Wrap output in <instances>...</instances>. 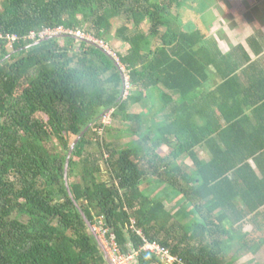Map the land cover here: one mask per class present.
<instances>
[{
    "label": "trees",
    "instance_id": "1",
    "mask_svg": "<svg viewBox=\"0 0 264 264\" xmlns=\"http://www.w3.org/2000/svg\"><path fill=\"white\" fill-rule=\"evenodd\" d=\"M186 1L0 0V264H109L82 211L132 264H259L237 261L264 247V55L223 54ZM58 27L120 64L34 44Z\"/></svg>",
    "mask_w": 264,
    "mask_h": 264
},
{
    "label": "crops",
    "instance_id": "2",
    "mask_svg": "<svg viewBox=\"0 0 264 264\" xmlns=\"http://www.w3.org/2000/svg\"><path fill=\"white\" fill-rule=\"evenodd\" d=\"M233 6L235 11L231 21L233 27L228 31H221V34L216 38L210 34L209 28L206 27L208 38L217 43L223 54H228L236 49L238 45H243L252 59L255 60L261 57V54L264 55V50L260 54L256 52L259 46L264 48V0H235ZM240 12H243V17L239 15ZM197 16L199 17L200 15L195 14V17ZM226 16L230 17L229 14ZM201 20L200 22L205 23V20ZM246 66L248 64L244 67Z\"/></svg>",
    "mask_w": 264,
    "mask_h": 264
},
{
    "label": "rangeland",
    "instance_id": "3",
    "mask_svg": "<svg viewBox=\"0 0 264 264\" xmlns=\"http://www.w3.org/2000/svg\"><path fill=\"white\" fill-rule=\"evenodd\" d=\"M231 1H232V5H231ZM234 1L235 0H196V2H193V0H187L186 1V5H184L183 7L180 8V11L182 12L183 16L185 17V15H187V21L185 22L187 25L192 22L194 25L198 24V19H199V23L200 21H202L201 19L205 20V26L209 28V32L210 34L215 38L221 34V31H228L229 29H231L233 27L232 25V18L234 17L235 11L233 10L234 6ZM205 2V4H204ZM229 2V3H228ZM207 5V8H206ZM190 6H194V8H196L197 6L199 7H203L202 9H205L203 11H201L198 15H200L199 17H195V13H194V8L190 7ZM196 6V7H195ZM194 13V15H193ZM224 14H229L230 17L224 15ZM240 16L244 15L243 12H240L239 14ZM193 16V17H191ZM227 19H226V17ZM243 17V16H242ZM212 25V26H211ZM190 28V26H189ZM114 42V43H113ZM120 42L118 39L113 40L109 46H112L114 50L116 51H125L126 50V45ZM112 49V50H113ZM113 50V53H109L112 57H114V59L116 60V62L119 64V60L118 57L115 56V51ZM123 67V65H122ZM140 109V106H136L134 108H131V110L133 111H138ZM109 118L106 119L107 122H109ZM128 139H122V140H117V143L119 144H124ZM176 201L177 199H173L172 202H167L168 203V207H175L176 206ZM252 229V226L250 225H246L243 230L244 231H250ZM97 230L99 232V229L97 227ZM100 234V239L102 240L106 250L108 251L111 259L113 260L114 264H132L133 260L130 262L129 260L126 259H122V258H115L111 252V250L109 249L106 239H103V235L101 234V232H99ZM256 256V260L259 262V264H264V247L260 250V252L257 255H253V254H248L245 257L241 258L240 260H238L237 262L243 263L246 260L253 258Z\"/></svg>",
    "mask_w": 264,
    "mask_h": 264
},
{
    "label": "built area",
    "instance_id": "4",
    "mask_svg": "<svg viewBox=\"0 0 264 264\" xmlns=\"http://www.w3.org/2000/svg\"><path fill=\"white\" fill-rule=\"evenodd\" d=\"M63 33H66V34H73L75 35L76 37H79L81 39H85L89 42H92V43H95L97 44L99 47H102L104 50H106L108 53H113V50L112 48L109 46V44L105 43L103 40H100L90 34H87L86 32L84 31H81V30H71V29H66L64 27H58L56 29H46L44 31H42L41 33H39L38 35L42 38H44L45 36H48V35H59V34H63ZM37 36L36 33L32 32L31 35H30V38H35ZM2 37V34H0V38ZM17 37L14 35L11 37L12 40H15ZM115 56H117V54L115 53ZM118 57V56H117ZM119 60V58H118ZM119 64H120V61H119ZM125 79H126V89L129 88V83H128V80H129V76L126 74L125 76ZM134 222V221H133ZM99 229V232H101V234L103 235V239L105 238L107 242V245L109 247V249L111 250L113 256L115 258H122V259H126V260H133L134 259V256L133 255H130V256H124L120 253L118 247H117V244L114 242L113 239L111 240H108L106 238V232L107 230L106 229H103L102 226H99L98 227ZM143 249L144 250H147V251H151V252H154L156 254H159L161 255L162 257H164L167 261L169 262H172L174 260V258L172 256H170V254L168 253V251L166 249H164L162 246H160L158 243L156 242H149V241H146V243L144 244L143 246ZM130 261V262H131Z\"/></svg>",
    "mask_w": 264,
    "mask_h": 264
},
{
    "label": "water",
    "instance_id": "5",
    "mask_svg": "<svg viewBox=\"0 0 264 264\" xmlns=\"http://www.w3.org/2000/svg\"><path fill=\"white\" fill-rule=\"evenodd\" d=\"M58 35H50V36H47L45 38H42L40 40H38L37 42H35L34 44H38V43H41L47 39H50L52 37H56ZM104 50V49H103ZM106 53H108L106 50H104ZM109 54V53H108ZM88 129V127L74 140V142L72 143L71 145V149H70V153L68 155V159H67V163H66V169H65V181H66V186H67V189H68V192L70 194V196L73 198V200L75 201L76 205L79 206L78 202L76 201L75 197H74V194L71 190V187H70V178H69V162H70V157L72 155V151L75 147V145L77 144V142L80 140V138L85 134L86 130ZM82 214L83 216L85 217V220H86V223L87 225L89 226V228L91 229L92 233L94 234L95 238L97 239L98 243H99V246H100V249L102 250L104 256H105V259L108 261L109 264H114L113 260L111 259L108 251L106 250L102 240L100 239V235L96 229V227L92 224V222L88 219V217L86 216V214L82 211Z\"/></svg>",
    "mask_w": 264,
    "mask_h": 264
},
{
    "label": "clouds",
    "instance_id": "6",
    "mask_svg": "<svg viewBox=\"0 0 264 264\" xmlns=\"http://www.w3.org/2000/svg\"><path fill=\"white\" fill-rule=\"evenodd\" d=\"M97 229V228H96ZM98 231V230H97ZM99 233V232H98ZM100 235V234H99Z\"/></svg>",
    "mask_w": 264,
    "mask_h": 264
}]
</instances>
